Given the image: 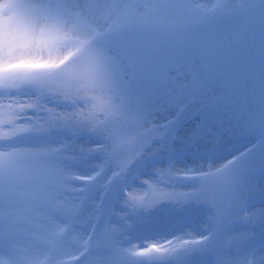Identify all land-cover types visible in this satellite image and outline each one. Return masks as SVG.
<instances>
[{"label": "clouds", "instance_id": "clouds-1", "mask_svg": "<svg viewBox=\"0 0 264 264\" xmlns=\"http://www.w3.org/2000/svg\"><path fill=\"white\" fill-rule=\"evenodd\" d=\"M18 3L0 0V145L21 146L19 141L57 135L87 139L91 143L81 147V154L101 161L88 191L123 184L135 166L152 162L153 178L142 181L143 193L152 186L159 195L136 203L130 197L141 192L125 191L123 220L162 203L177 211L191 203L208 205L209 236L189 233L141 248L126 236L130 223L105 226L115 245L133 258L176 256L190 264L194 256L211 254L212 264H264V240L253 244L255 233L225 230L229 215L243 224L257 222L246 207L251 157L207 169L176 163L188 161L189 150L192 156L218 154L222 141L241 125V96L225 88L237 76L233 55L217 53L199 79L184 80L189 74L178 71L205 47L206 34L225 21V14L197 16L194 9L203 5L183 0H71L87 23L82 28L73 16L59 22L48 16L18 19ZM157 12L173 14L178 23L153 22L151 14ZM125 47L139 54L135 84L114 71L113 61ZM255 64L264 114V39ZM186 126H191L187 132ZM161 160L166 166H160ZM62 176L69 187L80 179L71 169ZM181 179L202 183L190 191L170 187ZM154 246L162 251L134 255ZM4 255L8 264H65L64 253L39 247Z\"/></svg>", "mask_w": 264, "mask_h": 264}, {"label": "rangeland", "instance_id": "rangeland-1", "mask_svg": "<svg viewBox=\"0 0 264 264\" xmlns=\"http://www.w3.org/2000/svg\"><path fill=\"white\" fill-rule=\"evenodd\" d=\"M153 2L166 3L169 0H153ZM183 2L203 5V7L194 9L193 14L197 16L212 15L218 10L226 16L222 24L206 34L205 47L193 52L188 64L178 69L180 72L189 74L184 77V80L204 77L209 68L215 63L217 53L220 52L233 55L237 68V76L228 81L225 84V88H232L241 96V111L243 113L241 125L237 126L233 133L222 141V149L218 154L192 156L191 150H189L188 161L177 160L176 162L179 167H203L207 169L211 165L215 168L220 164H228L229 161L234 162L246 158L247 156L243 155L239 159H235V156L247 148H256L249 135L253 133L262 135V131H264V114L259 109L258 91L260 84L255 64L262 39H264V0H183ZM224 5L228 6L225 7ZM17 15L18 19L21 20L48 16L58 22L66 16H73L77 18V22L80 23L82 28L87 27L86 21L79 19V9L71 6V0H19ZM151 15L153 22L156 23H178L171 13L165 15L157 12ZM260 22L262 24L259 26ZM257 32L260 33L258 42ZM139 61V54L133 48H122L118 59L113 61L114 71L129 83L135 84L140 79ZM245 122L247 123L246 127L243 126ZM190 127L186 126L184 131L187 132ZM54 137L64 140V145H57L64 148V151L59 150V148L55 147L56 145L45 141H42L38 146H25L23 144L0 150V236L4 241L15 243L18 251L35 247L31 245V242H38V244L43 242L46 245L39 248L49 252L63 253V243L68 240L67 237L70 234L80 235L73 251L64 253V258H67L76 255L85 244L84 236L79 233L80 229L76 225L88 227L87 230L83 231L87 233L95 210L94 208L88 210L90 209L87 201L88 197L83 201V194L79 195L80 200L77 201L76 196L73 194L74 192L70 190L73 188L65 183L62 172L65 169H69L70 166L73 167L70 165V161H67L68 159L79 160L87 158L80 152L83 146L81 142L85 143L87 141V145L83 146L87 148L90 141L85 138H72L69 140V138H63L61 135ZM51 149H55L57 154H53ZM258 149V154H255L253 159L251 158V165L246 176L248 182L246 207L250 213H253L258 218L257 222L254 226L243 224L245 226L243 228L242 223H240V228L242 229L238 231H231L229 227L225 229L227 232H253L256 234L254 239H260L264 236V144H261ZM89 159L92 162V171H95L96 166L100 165L101 161L95 157ZM166 163V160H161L160 166L164 167ZM151 164L153 163H147V167H150L147 170L146 179L153 178L152 169L154 166L151 167ZM74 173L80 176V179L87 178V175L91 174L88 172L82 175L77 173V171ZM201 183L202 181L198 179H181L170 187L180 191H190L198 188ZM78 187L80 193L83 191L82 193H88L89 196L95 191L97 196L100 185L92 191H88L79 184ZM137 187L139 188V186ZM67 190H69L68 193ZM141 190L145 191L146 186ZM144 195L145 193L142 192L137 196ZM119 196H121V199L116 202L113 215L119 217L120 222L118 224H131V228L126 231V236L128 240H133L132 242L138 244L141 248L146 247L150 243H163L190 233L183 231L177 235L179 231L177 229L172 234L165 235V230L173 225L181 224L183 228H186L185 230H191L190 234L194 237L207 236L209 232L210 226L206 227L203 220L204 218L208 220L211 214L207 204L191 203L182 210L177 211L175 206L170 203H162L149 213L128 216L123 220L121 218L122 208L120 205L124 199V194H119ZM72 198L75 200H71ZM255 198H260V201L249 207L248 203ZM224 207H227L226 202ZM85 211L86 213L84 214ZM90 211L91 213L88 214ZM231 211L234 213L235 208ZM52 212H58L62 217H67L69 226L57 220L60 224L55 222L51 215ZM188 216H191V223L188 224L185 221L182 224L184 220H189ZM235 221L239 222L235 215H229L226 219V223ZM49 224L56 226V229H54L55 234L51 237H48L42 230L45 226L47 228ZM196 224L197 227H201L197 229L195 227ZM202 225L205 227L203 228ZM76 229L79 232L74 233ZM104 229L98 233V240L95 241V243L97 242L95 256H90L89 260L84 264H160L161 262H179L183 264V261L176 256L140 258L129 256L124 258V255L115 250L118 247L115 245L112 236ZM144 230L145 232L142 234L145 235L147 233V239L139 238L140 233L138 232ZM149 234L151 235L149 236ZM107 235L108 239L106 238ZM222 242L226 243L223 238ZM114 253L118 257L122 256L119 259H115ZM79 257L80 255L78 254L75 258L79 259ZM193 258H197L204 263L208 262L209 259L212 261L211 254L207 256L198 255Z\"/></svg>", "mask_w": 264, "mask_h": 264}, {"label": "bare ground", "instance_id": "bare-ground-1", "mask_svg": "<svg viewBox=\"0 0 264 264\" xmlns=\"http://www.w3.org/2000/svg\"><path fill=\"white\" fill-rule=\"evenodd\" d=\"M87 141L85 142V143H83V141L81 142V145H83V146H85V145H87ZM91 143V142H90ZM261 144H264V137L261 139V141H260V145ZM60 150H62L63 148H59ZM257 151H258V147H256L255 149H253V150H251V151H249L247 154H245L247 157H251L252 159H253V157H254V155L257 153ZM91 168V165H90V163H88V162H86V159H85V161L80 165V169H71L72 171H78V173H83L85 170H89ZM70 169V168H69ZM147 174V169H146V171H145V175ZM141 181V179H139V181H138V183H136V185H133L132 187H130V190L131 191H136V192H143V190H141L142 188L141 187H137V186H139L138 184H139V182ZM75 182H73V184H74ZM72 188H73V190H75V188H74V186L72 185L71 186ZM137 187V188H136ZM141 193H138V194H136V195H140ZM94 192L91 194V200L93 201V198H94ZM71 201V200H70ZM92 201H90V203H92ZM96 206V205H95ZM106 209H107V207H106ZM88 210H90V209H88ZM222 210V209H221ZM86 213V211L84 212V214ZM89 213V212H88ZM54 229H56V226L54 225V224H49L48 226H47V228H46V226L44 227V228H42V230L45 232V234H47V236L48 237H51V236H53L55 233V231H54ZM106 238L108 239L109 237H108V235L106 236ZM77 241H78V236L77 235H73V236H70V238H68V240L67 241H65L64 243H63V250H64V252L63 253H67V252H72L73 251V249H74V247H75V245H76V243H77ZM115 250H117L118 252H120L122 255H125V256H129V254H127L125 251H122L121 249H119V248H117V249H115ZM6 251H8L7 249H6V247L4 246V244L1 242V240H0V264H8V262H7V259H6V257L4 256V253L6 252ZM15 253V252H14ZM14 253H12V254H14ZM121 255V256H122ZM120 256V257H121ZM120 257H118L117 256V254L116 253H114V258L115 259H119ZM131 257V256H130ZM133 258V257H132Z\"/></svg>", "mask_w": 264, "mask_h": 264}, {"label": "snow or ice", "instance_id": "snow-or-ice-1", "mask_svg": "<svg viewBox=\"0 0 264 264\" xmlns=\"http://www.w3.org/2000/svg\"><path fill=\"white\" fill-rule=\"evenodd\" d=\"M158 195H159V192L154 187L150 186L149 192L145 193L144 196H137L136 194H132L130 198L136 203H144L145 197L151 196V198L154 199ZM161 251L162 250L160 248L154 246L151 249H145L144 251L134 253V255L146 256L152 252H161ZM127 254L131 255L133 253H127Z\"/></svg>", "mask_w": 264, "mask_h": 264}]
</instances>
